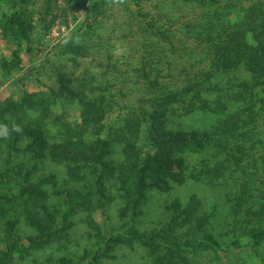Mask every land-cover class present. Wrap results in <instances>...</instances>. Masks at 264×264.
I'll return each mask as SVG.
<instances>
[{"label": "rangeland", "instance_id": "rangeland-1", "mask_svg": "<svg viewBox=\"0 0 264 264\" xmlns=\"http://www.w3.org/2000/svg\"><path fill=\"white\" fill-rule=\"evenodd\" d=\"M245 1L249 2L241 0ZM256 1L264 5V0L250 3ZM176 8L174 0H0V264H155V258L164 256L165 247L154 248L158 254L151 255L149 248L136 242L118 243L125 235L117 237V227L127 222L128 228L147 235L165 231L174 251V244L197 240L202 231L216 239L222 233V248L230 241L232 235L224 223L231 192L237 188L233 182L195 178L202 159L216 153L213 146H206L202 153L194 148L177 153L184 160V171L174 168L166 178L167 191L146 184L135 217L126 211L127 216L121 219L119 213L129 202L121 197L118 173L101 188L90 183L92 208L83 210L81 199L70 201L75 195L72 189L80 183L68 176L60 161L27 150L32 138L22 133L26 127L41 128L52 142L56 127L51 121L60 119L81 128L86 143L108 147L111 153L107 159L119 161L121 144L115 134L129 114L127 107L150 109V95L160 91L158 83L169 90H180L175 72L184 63L192 65L191 71L201 69L199 60L188 56L192 41L183 36L184 26L194 14L180 7L182 15L177 16ZM10 13H16L25 23L29 43L5 18ZM22 75H27L25 80L11 84ZM229 77L252 83L245 71L232 72ZM219 80L224 85L228 79ZM242 90L240 85L232 91L233 100L230 96L222 99L228 110L246 106L243 100L234 98ZM203 97L210 101L213 98ZM190 105L197 107L200 103L191 95L177 102L156 103L157 107L167 108V128L180 131H211L225 114L211 107L189 112ZM85 107H93L94 111L87 123L82 116ZM98 107L106 110L97 115ZM41 119L42 124L38 123ZM14 126L20 131H14ZM140 133L142 143L143 128ZM15 135L19 139L13 149L8 143ZM147 152L154 153L151 148ZM213 163L209 161L208 166ZM100 190L107 194L101 204L93 201ZM193 196L198 201L196 214H214L203 223L201 233L197 232L196 215L182 226L173 224L177 207L174 200L181 203L182 211ZM64 200L71 203L66 206ZM41 206L46 219L38 208ZM67 207L68 213L62 216ZM38 218L41 229L31 224ZM180 248L174 255L176 259L178 256L175 264L261 262L260 256L249 249L227 258L222 251L214 255L205 246Z\"/></svg>", "mask_w": 264, "mask_h": 264}, {"label": "trees", "instance_id": "trees-1", "mask_svg": "<svg viewBox=\"0 0 264 264\" xmlns=\"http://www.w3.org/2000/svg\"><path fill=\"white\" fill-rule=\"evenodd\" d=\"M251 1L253 0L244 3L241 0H174L177 16L182 15V9H178L180 7L194 14L184 26L186 33L184 35L181 32L177 33L190 38L193 46L188 48L190 49L188 56L193 59L196 57L201 69L191 71L192 65L184 63L175 72V84L177 88H181L180 90H169L158 83L156 87L160 88V91L157 95H150V109L127 107L130 115L124 117V122L115 134L121 144L119 161L107 159L111 153L108 147L107 149L101 146L94 147L92 143H86L81 128L70 126L60 119L51 121L56 127L55 140L52 142L42 133L41 128L22 129V133L25 132L32 138L27 150L39 157L48 154L52 159L60 161L66 168L68 176L80 183L72 189L75 195L70 201L81 199L82 203L79 205L83 210L88 211L92 208L89 199L90 183L101 188L109 182L108 179L118 173L120 177L116 181L120 185L121 197L129 202L126 209L119 213L121 219L127 216L126 211H130L135 217L144 198L143 190L146 184H149L150 188L166 189L168 187L166 178L173 174L174 168L180 172L184 171V160L177 153L188 148H194L202 153L208 145L216 149L212 157L202 159L199 163L200 168L195 178L211 182L222 181L227 184L233 182L237 188L231 192V205H228L229 212L224 223L232 235L230 241L222 248L225 243L222 240L224 238L222 233L219 234V239H216L211 233L202 231L197 240L174 244L173 246L177 245V251H174L164 236L165 231L162 232L163 235L157 233L147 235L128 228V222L118 226L120 232L117 237L125 235L126 238L118 243L136 242L149 248L151 255L158 254L154 248L165 247L164 256L155 258V264H175L174 260H178V256L176 259L174 255L182 250L180 247L193 249L202 246L214 255L222 251L227 258L236 256L235 252L239 254L242 250L249 249L257 253L261 258L260 264H264V252L259 254L260 249L264 251V5L259 1L250 3ZM5 18H8L9 24L29 43L28 29L19 16L10 13L5 15ZM148 26L153 28L151 24ZM171 40L173 42V39ZM178 40L179 37L176 38V42ZM202 55L205 56L203 61L200 60ZM204 60H208L206 65L203 63ZM238 70L249 73L252 83H246L248 80L238 82L229 77L232 72ZM26 77L27 75H22L11 84L17 85ZM225 77L228 80L224 85H220L219 79ZM240 85L243 90L234 94V98L243 100L246 106L228 110L222 99L230 96L233 100L232 91L238 89ZM185 95H191L200 103L197 107L190 105L189 112L210 107L213 111L220 109L221 112H225L211 131L199 133L167 128V108L157 107L156 103L177 102ZM203 95L212 96V101ZM105 110L98 107L97 115ZM93 114V107H85L82 112L85 120L83 122L87 123L93 119ZM42 122L41 119L38 123ZM142 128L145 137L144 142L139 143ZM19 133L21 132H17V135H20ZM17 135L10 136L9 139L8 145L13 149L19 139ZM96 144H99V141ZM150 148L154 151L153 155L147 152ZM209 161H214L212 166H208ZM85 179L88 183H83ZM96 192L99 197L94 195L93 201L101 204V200L106 199L107 194L101 190ZM39 193L42 196L44 194L43 191ZM174 201L177 206L173 211L175 225L182 226L196 215L197 232L201 233L203 223L213 218L212 213L209 215L195 213L197 199L194 196L182 211H179L181 203ZM70 203L63 201L66 206ZM42 207L38 208L45 215V208ZM190 208L191 212H186V209ZM68 211L67 207L62 216ZM31 224L39 229L43 228L39 218Z\"/></svg>", "mask_w": 264, "mask_h": 264}, {"label": "clouds", "instance_id": "clouds-1", "mask_svg": "<svg viewBox=\"0 0 264 264\" xmlns=\"http://www.w3.org/2000/svg\"><path fill=\"white\" fill-rule=\"evenodd\" d=\"M121 2H122V0H121ZM13 130H14V131H20L19 127H17V126H14V127H13ZM6 132H7V129L5 128V129H4V137H7Z\"/></svg>", "mask_w": 264, "mask_h": 264}, {"label": "built area", "instance_id": "built-area-1", "mask_svg": "<svg viewBox=\"0 0 264 264\" xmlns=\"http://www.w3.org/2000/svg\"><path fill=\"white\" fill-rule=\"evenodd\" d=\"M55 33V32H54Z\"/></svg>", "mask_w": 264, "mask_h": 264}]
</instances>
